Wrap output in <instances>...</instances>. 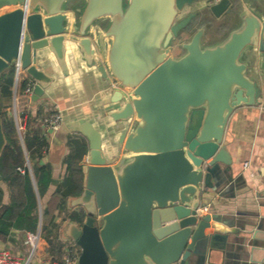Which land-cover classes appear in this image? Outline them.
<instances>
[{
	"label": "water",
	"instance_id": "1",
	"mask_svg": "<svg viewBox=\"0 0 264 264\" xmlns=\"http://www.w3.org/2000/svg\"><path fill=\"white\" fill-rule=\"evenodd\" d=\"M202 1L238 24L219 42L204 45L206 27H190L196 13L187 11ZM252 1L261 7L236 10L232 0H83L74 7L71 0H0V83L20 62L37 101L55 80L41 66L47 51L65 74L70 51L96 63L117 87L111 104L119 107L110 115L122 126L110 132L118 133V154L105 152L104 132L91 122L79 126L89 152L75 203L85 216L65 229L81 250L78 264H205L214 248H225L227 235L216 223L227 220L201 208L232 176L224 143L232 114L264 107V79H256L249 60L254 52L264 58V0ZM6 145L0 107V164Z\"/></svg>",
	"mask_w": 264,
	"mask_h": 264
},
{
	"label": "crops",
	"instance_id": "2",
	"mask_svg": "<svg viewBox=\"0 0 264 264\" xmlns=\"http://www.w3.org/2000/svg\"><path fill=\"white\" fill-rule=\"evenodd\" d=\"M81 4L83 0H71V7ZM247 4L258 6L246 0L245 5ZM197 5L195 4L193 9H203L205 4L202 7ZM262 7L264 9V6ZM70 14L73 21V14ZM229 15H222L221 18ZM234 27H229V31ZM209 31L211 30H208V34L205 35L204 45L220 41L218 38H210ZM249 54L254 76L256 79L263 80V56L257 52ZM66 62L68 72L65 74L54 54L47 51L41 66L53 75L55 80L46 94L37 101L24 96V81L18 84L15 91L14 78L10 91L0 94L1 110L12 115L13 118L14 96L17 94L19 121L23 124H21L23 131L27 129V119L31 118L48 137L49 147L44 164L51 166L53 179L57 182L52 183L43 199L39 198L41 207L49 201L57 187L67 177L66 160L73 152L70 140L78 139L86 143L85 157H83V165L85 164L89 152V140L79 130L83 122L89 121L104 132L103 143L108 155L118 154L116 139L118 133L111 134L110 132V129H118L122 126V123H115L110 115L119 107L118 104H111L117 88L112 84L114 81L105 79L97 64L90 63L81 53L76 58L68 51ZM12 68L14 70V66ZM56 109L62 111L63 123L58 132H48L41 119ZM224 143L233 160L230 171L232 175L230 179H232L223 183L218 192L211 194L212 200L206 207L209 211L227 220V222L216 223L218 228L227 235V239L224 243L225 248H214V251L207 255L205 264H264V193H262L264 191V107L243 106L237 109L227 124ZM110 147L114 149L111 150ZM80 160L78 156L77 161ZM1 186L4 191L3 202L7 203L9 199L7 186L4 183ZM79 195L69 197L67 212H63L56 218L60 226V239L64 244L62 257L67 243L74 244L65 234L66 226L70 222H81L85 216L83 206L75 203ZM75 214L80 220L70 218ZM28 233L14 230L6 239H0V254L7 256V259L0 264H26L31 251ZM38 233L41 235V229ZM39 243V251L34 258L39 262L49 263L52 258L50 244L42 236Z\"/></svg>",
	"mask_w": 264,
	"mask_h": 264
},
{
	"label": "trees",
	"instance_id": "3",
	"mask_svg": "<svg viewBox=\"0 0 264 264\" xmlns=\"http://www.w3.org/2000/svg\"><path fill=\"white\" fill-rule=\"evenodd\" d=\"M13 78V68L2 75L0 94L10 91ZM23 85L25 88L26 81ZM2 119L7 145L0 164V239H6L14 230L37 234L41 229L42 238L48 241L52 250L50 262H60L64 244L60 239V226L56 218L67 212V199L79 195L83 189L82 165L86 143L78 139L70 140L73 152L66 160L67 177L41 209L39 198L43 199L46 196L53 183L51 166L40 163L48 151V137L46 133H42L36 121L28 118L22 142L13 116L2 111ZM26 155L32 165V173L26 165ZM78 156L81 159L79 162ZM19 167L24 168V172H20ZM2 183L6 184L9 192L7 203L3 202ZM70 218L80 220L76 214L71 215Z\"/></svg>",
	"mask_w": 264,
	"mask_h": 264
},
{
	"label": "built area",
	"instance_id": "4",
	"mask_svg": "<svg viewBox=\"0 0 264 264\" xmlns=\"http://www.w3.org/2000/svg\"><path fill=\"white\" fill-rule=\"evenodd\" d=\"M14 80H15V91L17 90L18 84L20 82L26 81V87L24 88V96L26 98H31L34 92L35 82L27 75L25 69L22 68L20 62H17L14 65ZM13 114H14L17 130H18L19 138L23 142V128L19 121L17 94H15L14 96ZM63 120H64V116H63L62 111L59 109H56L55 111L46 115L43 118L42 124L48 132L55 133L59 131L63 123ZM26 165L31 170V163L27 155H26ZM18 170L20 172H24V168L22 167H19ZM201 210L204 212L207 210V207H203L201 208ZM40 239H41L40 234L28 233V243L30 244L32 250H31L30 256L26 264H30L32 259L34 258L35 253L39 247ZM80 253H81V250L79 246L75 244L66 245L65 253H64V256L62 257V260L60 262L59 261L49 262V264H78ZM6 259H7V256H5L4 254H0V263L4 262Z\"/></svg>",
	"mask_w": 264,
	"mask_h": 264
},
{
	"label": "rangeland",
	"instance_id": "5",
	"mask_svg": "<svg viewBox=\"0 0 264 264\" xmlns=\"http://www.w3.org/2000/svg\"><path fill=\"white\" fill-rule=\"evenodd\" d=\"M245 1L246 0H240V4L236 3V5H237L236 7L240 8L241 4H245ZM247 1H251V0H247ZM253 2L254 1H252V3ZM204 3L205 2L202 1V2H199V3H196V4H198L197 6L202 7L204 5ZM234 20H235V18H233L232 15H229L228 17L226 16L225 18H223L221 20V24L216 22V21H214L212 23L205 24L203 27H206V31L211 30V31H209V34L211 35V37H213L215 39H217V38L220 39L222 37H225V35L229 34V32H230L229 29H228L229 27H232V26L236 27L238 25V24H235V25L233 24ZM215 39H213V40H215ZM31 168H32V165H31ZM40 206H41V204H40ZM41 209H42V207H41ZM67 245H70V243H67ZM38 249H39V247H38ZM38 249H37V251H39ZM30 250H32L31 246H30ZM37 251H36V253H37ZM30 253H31V251H30ZM36 253H35V255H36Z\"/></svg>",
	"mask_w": 264,
	"mask_h": 264
},
{
	"label": "flooded vegetation",
	"instance_id": "6",
	"mask_svg": "<svg viewBox=\"0 0 264 264\" xmlns=\"http://www.w3.org/2000/svg\"><path fill=\"white\" fill-rule=\"evenodd\" d=\"M205 2V1H204ZM209 1H206L203 6V9H193V7H190L188 14L191 13H196V16L192 19L190 27L194 30L195 28L201 27L202 25L204 26L207 23H212L214 21L218 22L221 24V16H216L212 12L209 11L208 9V4ZM242 2V1H241ZM232 3L235 5L236 10H240V8H237L236 3L240 4V0H232ZM206 14V15H205ZM211 37V36H210ZM213 38V37H211Z\"/></svg>",
	"mask_w": 264,
	"mask_h": 264
}]
</instances>
